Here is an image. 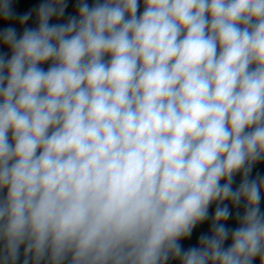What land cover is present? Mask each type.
Listing matches in <instances>:
<instances>
[{"label": "clouds", "instance_id": "9594fccd", "mask_svg": "<svg viewBox=\"0 0 264 264\" xmlns=\"http://www.w3.org/2000/svg\"><path fill=\"white\" fill-rule=\"evenodd\" d=\"M68 7L0 0V264H264V0Z\"/></svg>", "mask_w": 264, "mask_h": 264}, {"label": "water", "instance_id": "95a60500", "mask_svg": "<svg viewBox=\"0 0 264 264\" xmlns=\"http://www.w3.org/2000/svg\"><path fill=\"white\" fill-rule=\"evenodd\" d=\"M40 2V0H14L15 3V7L16 10L18 12H24L27 11L30 7L35 6L36 4H38ZM75 0H68V4L69 7L66 10V15H72L75 14L73 11V5H74ZM89 2L91 3L92 0H89ZM142 3V0H141ZM142 10V8H141ZM29 24H31V21L29 22ZM3 25H0V27H2ZM0 51H7V49H0ZM256 172H259L261 175H264V162H261L260 164L256 165L254 170H253V175H255ZM237 183L239 182V176H237ZM261 208L262 210H264V201L261 202ZM229 227H235L236 225L234 224L233 221H229L228 222ZM208 230V224H202V225H198L192 234V237L189 240H183L181 241V243L184 245L185 248L195 245L197 242V238L200 235V233L205 232ZM230 243V242H227ZM226 243V246H227ZM169 264H175L174 261H170ZM254 264H259V260H255Z\"/></svg>", "mask_w": 264, "mask_h": 264}]
</instances>
